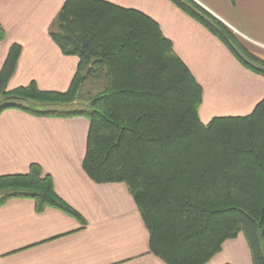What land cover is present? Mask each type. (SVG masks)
I'll use <instances>...</instances> for the list:
<instances>
[{
	"label": "trees",
	"instance_id": "16d2710c",
	"mask_svg": "<svg viewBox=\"0 0 264 264\" xmlns=\"http://www.w3.org/2000/svg\"><path fill=\"white\" fill-rule=\"evenodd\" d=\"M216 34L246 67L264 74L231 31L193 0H172ZM57 26V28H56ZM54 41L79 64L66 91L35 81L7 90L22 51L13 43L0 69V113L84 116L90 122L83 169L96 183L124 182L150 234V249L167 264H207L244 233L252 264H264V98L247 115L200 119L203 87L148 14L105 0H66L51 25ZM6 31L0 23V40ZM88 110L26 105L75 102L87 83ZM9 96L16 99L6 100ZM18 100L19 102H15ZM29 198L38 212L80 214L33 163L0 176V204Z\"/></svg>",
	"mask_w": 264,
	"mask_h": 264
},
{
	"label": "crops",
	"instance_id": "0c3cea01",
	"mask_svg": "<svg viewBox=\"0 0 264 264\" xmlns=\"http://www.w3.org/2000/svg\"><path fill=\"white\" fill-rule=\"evenodd\" d=\"M65 1L0 0L6 31L0 40V69L10 46H22L7 90L32 81L42 90L70 87L79 57L64 54L50 34ZM105 1L138 9L159 23L203 87V123L234 108L253 110L264 98V74L242 64L226 43L174 1ZM193 1L264 62V0ZM89 127L84 116H39L17 108L0 113V176L27 173L39 164L51 175L56 193L81 217L55 207L38 212L29 198L0 204V264H167L152 253L149 231L126 183H96L83 169ZM251 258L240 233L207 264H252Z\"/></svg>",
	"mask_w": 264,
	"mask_h": 264
},
{
	"label": "rangeland",
	"instance_id": "374dc122",
	"mask_svg": "<svg viewBox=\"0 0 264 264\" xmlns=\"http://www.w3.org/2000/svg\"><path fill=\"white\" fill-rule=\"evenodd\" d=\"M212 18H215V17L213 16ZM56 28H57V26H56ZM101 89H102V85L101 84L93 85L91 82L90 83L88 82L83 87L80 98H78L73 103L64 104V105H57V104H55V105L52 104L51 105V104H37V103H34V102H27L26 105H31V106L39 108V109L55 110V111H59V110L60 111H75V110H82V109L88 110L89 104H90V100L88 98L89 95H94L98 91H100ZM15 102H19V101L15 100ZM252 111L253 110H249V111H247V110H237L236 108H234V109H231L230 111H226L225 112L226 114L219 115V116H225V115H247V114L251 113Z\"/></svg>",
	"mask_w": 264,
	"mask_h": 264
},
{
	"label": "water",
	"instance_id": "95a60500",
	"mask_svg": "<svg viewBox=\"0 0 264 264\" xmlns=\"http://www.w3.org/2000/svg\"><path fill=\"white\" fill-rule=\"evenodd\" d=\"M17 97L16 96H9L8 98H6V100H13V99H16ZM2 102V100H0V103Z\"/></svg>",
	"mask_w": 264,
	"mask_h": 264
}]
</instances>
